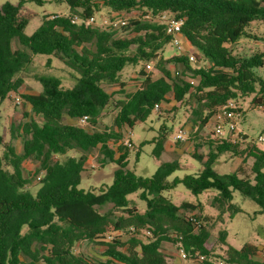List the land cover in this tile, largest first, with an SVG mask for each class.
<instances>
[{
  "label": "trees",
  "instance_id": "trees-1",
  "mask_svg": "<svg viewBox=\"0 0 264 264\" xmlns=\"http://www.w3.org/2000/svg\"><path fill=\"white\" fill-rule=\"evenodd\" d=\"M71 15L51 14L28 36L27 19L20 17L25 3L7 2L0 7V107L11 93L23 85L21 73L31 63L32 54L53 55L78 74L72 88L62 86L56 77H42L41 93H22L21 99L31 113L19 126L11 127V137L23 138V151L4 142L0 116V264H175L164 249L170 244L183 249L189 260L212 264L221 259L226 264H264L259 248L247 243L238 249L228 242L227 230L215 233L201 205L175 204L167 194L183 184L193 195L214 190V206L220 215L240 209L233 203L234 192L251 199L264 214V150L253 142L241 148L230 134L218 137L213 132L203 138L202 131L216 120L230 101L253 97L254 106L264 109V81L256 70L264 67V49L250 55L236 52L245 39L263 41L251 34L253 23H264V0H63ZM103 9L113 13L138 12L124 30L129 36H117L116 30L98 25L74 23L72 17L96 18ZM183 19L182 36L196 61L193 67L187 53L163 62L161 52L171 43L166 25L159 21L163 13ZM149 17V18H147ZM17 41L22 48L14 49ZM155 62L160 75L154 78L141 70V82L131 93L125 92L121 73L128 64ZM167 63L181 65L173 74ZM119 89L109 92L104 85ZM124 94L122 98L116 95ZM156 104H172V110L191 107L194 114L192 157L203 169L199 174L168 178L180 169L178 160L163 162L151 177L136 175L128 169L129 149L121 133L146 122ZM113 105L117 110L116 127L98 130L103 111ZM34 116H33V115ZM88 117L87 125L70 123ZM40 118V120L38 119ZM169 128L162 124L155 139L154 155L165 150ZM243 139L248 135L243 134ZM148 144L144 141L141 144ZM208 147V155L199 153ZM99 148L102 162L115 163L111 185L99 193L80 188L88 157H66L69 151L90 152ZM141 148L137 150L140 156ZM232 153L252 159L249 172L243 166L231 174H220L214 164L220 156ZM29 159L39 162L43 176L33 194L23 165ZM56 159V160H55ZM146 202L141 213L128 199L131 194ZM106 204L121 210L117 219L103 214L98 207ZM200 209V215L191 212ZM109 232H127L107 240ZM146 232L143 240L139 234ZM97 242L104 250L99 256L76 253L80 242ZM218 250H225L218 255Z\"/></svg>",
  "mask_w": 264,
  "mask_h": 264
},
{
  "label": "rangeland",
  "instance_id": "rangeland-1",
  "mask_svg": "<svg viewBox=\"0 0 264 264\" xmlns=\"http://www.w3.org/2000/svg\"><path fill=\"white\" fill-rule=\"evenodd\" d=\"M21 0H0V7L10 2L12 4H18ZM23 6L20 10V17L27 19L28 24L24 30L25 34L31 36L35 30L42 24L43 17L51 14H61L69 16L71 10L69 6L63 0H24ZM122 17L128 21L134 18H140L138 12L129 13H113L108 9H103L102 12L96 16V22L101 24L104 19L111 17ZM251 34L264 38V23H253L250 27ZM117 36H129L131 30L117 29ZM183 47L178 49L172 43H168L161 52L163 62L170 60L171 58L187 53L188 56L192 55L193 51L190 46L182 40ZM13 48H22L17 41H14ZM236 52L241 55H250L258 50L264 49L263 41L242 40L236 46ZM192 61V60H191ZM146 64L140 62L139 64H128L121 73V80L125 82V92H134L139 84L142 76L141 70L147 71ZM206 64L203 61H192L193 67L202 66ZM166 67L172 71L182 72L181 65H174L173 63H167ZM148 72V71H147ZM146 72V73H147ZM154 78L160 75L159 70L154 67L149 72ZM256 75L264 81V67L256 70ZM23 78V85L18 92L11 93L9 98L2 102L0 107L1 116V131L3 133L4 142L14 145L19 153L23 151V138L11 137V127L19 126L27 119L24 117V113H31L28 106L22 103V93H41L43 86L40 82L42 77H56L62 82V86L66 88H72L77 83L78 74L71 71L64 62L53 55L44 54H32V61L29 63L21 73ZM104 87L109 92L117 91L118 87L105 84ZM124 94L116 95V98L122 97ZM252 98H245L240 100L239 107L241 108L242 117L240 118L239 128L248 135V139L240 140L241 148L247 147L250 142L257 145L258 148L264 150V144L258 141L260 136L264 137V109L258 108L253 105ZM19 99V100H17ZM20 101V102H19ZM33 115V114H32ZM117 110L113 105H109L102 113L100 123L97 126L98 130H104L106 127L115 128V117ZM34 116V115H33ZM194 114L191 107L183 108L179 111L172 110V104H162L159 111H153L146 122L136 124L132 130L131 141L132 146L129 149L128 169L134 172L138 176L151 177L157 171L159 166L163 162H170L178 160L180 162V169L171 175L168 180L171 182L175 178H183L189 174H199L203 165L192 157L194 153V146L191 144L190 132L192 130V120ZM40 120V118L38 117ZM166 124L169 128L168 136L165 141V150L158 158L154 155V149L156 147L155 139L159 135V130L162 124ZM180 129H186L188 131V137L185 141L175 140V135ZM213 130V124H209L201 133L203 138L211 136ZM130 128L124 127L121 131L124 139H128ZM243 135V134H242ZM144 141H148L141 148V144ZM141 148L140 156H137V150ZM4 148L0 147V154H3ZM208 147L201 146L199 153L204 156L208 155ZM86 154L88 157L85 169L82 173V182L80 188L85 190H91L95 193L100 192V188L111 185L114 180V171L117 166L112 162H102L103 155L99 148L92 151L84 152L81 150L69 151L65 156L61 157H80ZM244 157L235 156L232 153H225L220 156L219 160L214 164V169L220 174H231L240 166H243L246 171L249 172L252 164V159L247 158L246 163L243 161ZM56 160V159H55ZM24 175L30 180V184L27 189L33 194L39 189L40 180L43 176V172L40 169V164L37 161L29 159L23 165ZM138 194H131L128 199L132 201L141 213H144L147 205L146 202L138 198ZM217 195L214 190L204 192L200 195H193L191 191L183 184L177 185L167 196L175 203L182 204L183 202H190L195 205H201L204 214L209 217V226L218 233L221 230H227L228 242L235 248H242L245 244L251 243L257 246L260 250L258 259L264 260V214H260V207L251 199L242 196L238 191L234 192L233 203L240 209L238 212L231 210L220 215L217 207L214 206L213 199ZM98 210L103 214H110L113 218L117 219L123 212L116 209L113 204H106L98 207ZM200 209L191 212L194 216L200 215ZM146 232L139 234L141 239H145ZM109 235H118L121 241L126 242L131 234L127 232L114 233L109 232ZM109 241V238H107ZM165 251L173 257L175 264H201L199 260H189L183 258L178 248L170 245H164ZM104 248L97 242L83 241L76 245L74 251L76 253H85L86 255L99 256L103 252ZM225 250H218V255H224ZM212 264H226L221 259H213Z\"/></svg>",
  "mask_w": 264,
  "mask_h": 264
},
{
  "label": "built area",
  "instance_id": "built-area-1",
  "mask_svg": "<svg viewBox=\"0 0 264 264\" xmlns=\"http://www.w3.org/2000/svg\"><path fill=\"white\" fill-rule=\"evenodd\" d=\"M71 19L74 23H84L87 26L98 25L103 29H107V30L121 29L122 27L126 26L128 23V20L126 18H122L118 16L111 17L109 19H104V21L101 24H98L96 22V18L94 17H91L89 19H84L78 15H74ZM159 21H161L166 25V34L171 36V43L178 49H181L183 47L182 40L184 41L183 36L181 34L182 27L184 24L183 19H178L176 17L170 16L168 13L165 12L159 17ZM190 59L196 62V58L193 55H190ZM154 67H155L154 61H150L146 64V69L148 72L152 71ZM161 107L162 104H156L154 110L159 111ZM241 117H242L241 111L236 108L235 103L232 101L228 102L221 109V112L218 114L216 120L214 121L212 132L218 137H225L228 134H230L231 139L234 143L240 141L242 138V134H245L239 128L238 121L240 120ZM87 121H88V117L84 116L78 120V124H80L81 126H86ZM131 135H132V130L130 129L128 134L129 138L124 139L123 141L124 145L129 147L132 146ZM187 137H188V131L186 129H180L175 135V140L185 141ZM258 141L264 144V137L260 136L258 138ZM108 238L111 239L113 237L109 235ZM179 251L183 258L188 259L187 254L184 252L183 249H179ZM262 253L264 254V251ZM198 259L203 260L204 258L199 257Z\"/></svg>",
  "mask_w": 264,
  "mask_h": 264
},
{
  "label": "crops",
  "instance_id": "crops-1",
  "mask_svg": "<svg viewBox=\"0 0 264 264\" xmlns=\"http://www.w3.org/2000/svg\"><path fill=\"white\" fill-rule=\"evenodd\" d=\"M140 82H141V80H140ZM118 89H119V88H118ZM118 89H117V90H118ZM118 95H119V94H118ZM120 95H121V94H120ZM122 97H124V95H123ZM122 97H118V98H122ZM118 98H117V99H118ZM68 122L73 123V124H74V123H78L76 120H70V121H68Z\"/></svg>",
  "mask_w": 264,
  "mask_h": 264
}]
</instances>
